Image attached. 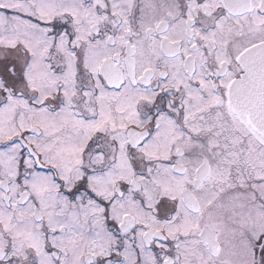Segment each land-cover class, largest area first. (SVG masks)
Returning a JSON list of instances; mask_svg holds the SVG:
<instances>
[{
  "label": "snow or ice",
  "instance_id": "1",
  "mask_svg": "<svg viewBox=\"0 0 264 264\" xmlns=\"http://www.w3.org/2000/svg\"><path fill=\"white\" fill-rule=\"evenodd\" d=\"M0 264H264V0H0Z\"/></svg>",
  "mask_w": 264,
  "mask_h": 264
}]
</instances>
